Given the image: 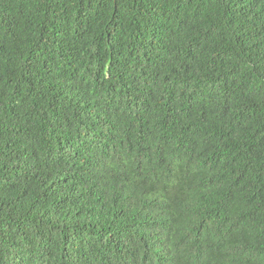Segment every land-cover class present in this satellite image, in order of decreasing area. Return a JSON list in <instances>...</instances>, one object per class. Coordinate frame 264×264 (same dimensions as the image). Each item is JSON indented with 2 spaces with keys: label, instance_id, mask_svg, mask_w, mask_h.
Segmentation results:
<instances>
[{
  "label": "trees",
  "instance_id": "1",
  "mask_svg": "<svg viewBox=\"0 0 264 264\" xmlns=\"http://www.w3.org/2000/svg\"><path fill=\"white\" fill-rule=\"evenodd\" d=\"M0 264H264V0H0Z\"/></svg>",
  "mask_w": 264,
  "mask_h": 264
}]
</instances>
